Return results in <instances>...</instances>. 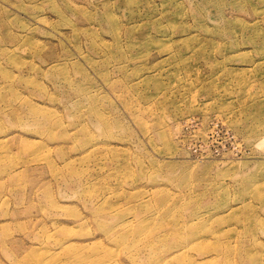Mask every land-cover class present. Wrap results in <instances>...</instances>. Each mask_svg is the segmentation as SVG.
Here are the masks:
<instances>
[{"label": "rangeland", "instance_id": "1", "mask_svg": "<svg viewBox=\"0 0 264 264\" xmlns=\"http://www.w3.org/2000/svg\"><path fill=\"white\" fill-rule=\"evenodd\" d=\"M254 260L264 0H0V264Z\"/></svg>", "mask_w": 264, "mask_h": 264}, {"label": "bare ground", "instance_id": "2", "mask_svg": "<svg viewBox=\"0 0 264 264\" xmlns=\"http://www.w3.org/2000/svg\"><path fill=\"white\" fill-rule=\"evenodd\" d=\"M197 219L199 221H201L200 227H203L201 230L199 229L200 228L199 226H196L195 223H193L194 220H197ZM208 221H209V219H208V217L205 216V214H203V215H195V216H192L191 218H189L188 220H183L182 222H180L179 227L183 228V227L187 226V228H190L191 226H194L193 232L192 233H189V235H188L189 237L188 236L185 237V238H188V239L189 238L191 239L192 238L191 237L192 235H193V239L203 238V237L207 236V232H209V231H212V233L214 234L213 236L215 238L220 239V236H221L220 233H222L223 228H221L220 226L218 228V227H216L215 225H212V224H209L208 225ZM243 227H244V225H243ZM226 232H228V231H226ZM224 233L225 232H223V234ZM225 235H226V233H225ZM181 241H178V242H181ZM190 241L192 242V240H190ZM205 241L206 240H203L202 239L201 240V243L198 241L195 244H192V245L190 244V245L192 247L193 246H197L199 248H203L204 249L206 247V242ZM219 241L221 242L220 247H221V249L223 251H224L225 248H226V250H231V247H233L231 241H223V240L221 241V240H218V243H219ZM72 245H73V243L71 245H69V246H72ZM182 246H184V245H182ZM208 248H211V247H208ZM254 261H255V263H252V264H260L259 260H257V261L254 260Z\"/></svg>", "mask_w": 264, "mask_h": 264}]
</instances>
